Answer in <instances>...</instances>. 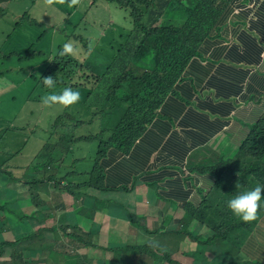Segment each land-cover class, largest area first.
Listing matches in <instances>:
<instances>
[{"label":"trees","instance_id":"16d2710c","mask_svg":"<svg viewBox=\"0 0 264 264\" xmlns=\"http://www.w3.org/2000/svg\"><path fill=\"white\" fill-rule=\"evenodd\" d=\"M97 1L128 9L131 27L111 25L106 31L102 28L97 30L98 37L93 38V28L89 35L84 37L74 24L68 26L66 23L63 31L68 26L73 33L64 39L65 41L60 44V52L55 55L66 62H58L59 60L54 58L53 64L56 67H47V73L43 75V78L52 76L56 80L54 89L57 93L65 87L74 90L87 89L85 99L63 109L57 105L59 110L51 119L48 138L46 132H43L44 143L21 178H17L18 173L14 172V169H20V166L9 164L14 153L7 141L10 137L16 142L20 134L13 130L7 139L0 138V255L7 257L0 261V264H50L59 259L71 264H87V259L92 258L96 260V264H106L105 251L92 229L87 230L83 244L88 245L94 254L80 256L63 245L58 237L47 234L56 230V226L33 229L29 219L33 212L44 205L47 207L43 211L47 217H52V208L59 201L60 195L51 201L50 193L61 188L59 181L62 180L68 184L67 193L57 204L61 209L71 210L70 216L75 218L77 212H80L76 210L78 204L82 206L90 201L92 213L99 212L94 190L107 188L106 173L92 160L95 159L97 162L113 146L128 151L148 125L154 123L168 98L172 97L176 106L181 104L179 95L173 92L182 79L188 63H191V59L198 54L201 42L216 27L228 2V0H80L77 7L85 9ZM62 8L71 10L72 14L75 13L74 8ZM68 18H72V15L68 14ZM12 35L20 36L22 31L14 29ZM72 37L79 41L82 54L88 55L94 50L105 52L108 60L106 69L98 70L100 64L93 66L91 63L80 64L76 69L71 68V64H67L72 61L70 55L61 53L63 45ZM86 40L97 42L94 50L88 48L89 42ZM209 61L217 68L226 70L213 59ZM192 66L200 76L206 75L207 70L200 64ZM107 102L121 111L119 120L116 124L102 126L97 133H93L89 123L93 121L98 110L107 113L105 107ZM79 108H83L86 114L81 113ZM77 141H81L82 148L80 156L71 163L74 167L72 168L66 166V163L70 162L72 147ZM213 169L217 173V184L223 189L224 208L229 219L235 222L230 235L237 245L239 242L243 243L242 251L248 257L246 261L243 259L242 264H264V225L260 227L259 222L262 217L264 218V199L261 201L257 218L251 222L242 221L227 207V202L237 194L254 189L257 185L264 186V122L259 121L252 127L236 157L222 159L213 166ZM252 175L256 181L251 178ZM20 181L31 189L29 205L25 198L18 197L16 183ZM6 190L11 191V197L2 195ZM212 199L217 201V186L203 197V202L195 204L194 209H189L169 229L159 231L157 241L160 242V249L151 251H158L156 255H162V259L158 261L156 255H153L146 264H168V261L170 264H176L169 255L178 252L181 247H187L185 255L190 257L203 254L199 259L202 264H207L208 258L212 255L206 247L210 246V243L206 240L204 241L206 246L194 247L193 243L189 242L193 235L190 226L194 220L197 223L195 235L199 227L204 226L217 240V227H220V224L208 223L200 214L204 213L208 203L217 204ZM107 202L114 203L111 199ZM26 206L31 211L26 212L24 210ZM118 209L119 207H116L102 212L103 219L108 222L112 216H116ZM124 212L129 215L131 221H137L141 229L150 228L146 217L133 209H125ZM15 218L20 220L27 235L20 238L13 235L11 222ZM63 227L60 226V229L64 231ZM4 233H8L9 238H3ZM258 233L261 237L257 236ZM33 249L41 251V259H31L30 252ZM235 260L232 259L231 263ZM219 263L225 264L221 261Z\"/></svg>","mask_w":264,"mask_h":264},{"label":"crops","instance_id":"0c3cea01","mask_svg":"<svg viewBox=\"0 0 264 264\" xmlns=\"http://www.w3.org/2000/svg\"><path fill=\"white\" fill-rule=\"evenodd\" d=\"M26 1L9 0L5 15L0 16V115L3 116L13 115L12 111L18 109H21L18 115H30L26 111L30 108L19 106V93L35 76L36 70L29 66L35 63V57L30 54L19 56L17 53L34 44L40 54L46 55V47L51 44L48 36L39 38L37 24L28 18L42 22L47 28L56 27L52 37L63 33L64 25L68 23L65 17L68 14L73 17L78 9L77 5L69 6L70 0H54L50 6L45 0H31L35 1L34 6H27ZM60 6L74 8L75 13ZM54 14L60 21L56 26L52 25ZM14 29L21 30L22 35H12ZM262 54L264 0H229L217 29L202 42L198 55L188 63L173 92L179 95L181 104L176 106L173 98H168L154 123L148 125L130 152L123 154L113 148L101 161L107 188L94 190L99 212L92 213L89 201L86 205L78 204L76 210L80 212L72 218L71 210H63L57 205L67 190L57 188L51 191V201L60 195L52 208L50 225L61 232L62 237L58 238L62 244L80 256L94 254L88 245L83 244V237H87L90 222L95 219L98 228L92 230L101 241L105 262L118 256L127 264L141 253L147 254L150 260L152 248L143 245L150 239L157 240L159 231H166L189 209H194L195 204L203 202V197L211 193L215 186L218 222L227 227L229 215L223 205V189L217 184L213 166L222 159L236 157L252 127L259 121L264 122ZM210 59L226 70L211 64ZM192 64H200L207 70L206 75L200 76ZM209 172L212 178L207 176ZM203 189L204 193L201 192ZM58 190L62 191L55 194ZM116 191L124 193L116 194ZM110 199L114 203L109 204L107 200ZM116 207H119L116 216L106 222L102 212ZM125 209H133L146 217L150 228L143 230L138 223H131ZM24 210L31 211L28 206ZM231 224L233 227L235 222L231 221ZM263 225L264 218L260 227ZM60 226L65 227L64 231ZM196 227L197 223L193 220V228H190L193 229L194 239L199 235L209 237L210 246H206L205 242L196 245L206 246L212 254H217V240L212 232L202 226L195 235ZM257 236L261 237V234ZM226 237L231 238L232 252H236L235 239L231 235L223 238ZM82 248L86 250L85 255L79 253ZM3 257L1 261L7 259L0 256ZM231 258L235 259L234 256ZM50 264L71 263L59 259L58 263Z\"/></svg>","mask_w":264,"mask_h":264},{"label":"rangeland","instance_id":"374dc122","mask_svg":"<svg viewBox=\"0 0 264 264\" xmlns=\"http://www.w3.org/2000/svg\"><path fill=\"white\" fill-rule=\"evenodd\" d=\"M18 2V0H15ZM27 6H34L35 1L27 0L26 1ZM55 20L53 21L52 25L56 26L60 21L56 14H54ZM65 17V20L68 21L69 25H75V28L78 29L80 33L84 37L88 36L90 30L94 29V37L97 36V30H101V28H106L111 25H121L124 27H131V22L129 18V12L117 6L116 4H106L104 2H95L92 6H88L85 9H77V13L74 14L72 18ZM66 25V24H65ZM64 25V26H65ZM68 26L65 31H63L62 34L51 36V33L54 31L56 27H50L48 28L47 36L49 39H51V44L46 47V55L45 59L47 62L40 66L35 73V76L27 83L25 84L21 92L19 93V96L21 97V103L20 107L24 108H34L36 112L39 113V115L35 116H26L24 117L25 123H27V127L24 130V133L29 135V141L24 149V151L18 156V159L20 160V166L24 167L29 160L34 156V154L41 148V146L44 143V137L43 132H47L50 129V125L52 123L51 119L56 115L57 111L59 110V107L52 106L48 107L45 106L41 102V98L48 94L49 92L55 91V89H48L45 87V85L42 82L44 73H47L46 69L47 67L55 68L56 65L53 64V59L56 58L59 61L65 63V61H62V58L55 56L60 52L59 47L60 44H62L67 38V36L72 35L73 30H69ZM65 39V40H64ZM70 41H73L76 45H79V41L75 39V37L69 38ZM88 48L92 51L97 45L96 41H88ZM55 56V57H54ZM44 57H39V62L43 60ZM70 58L72 61H69L67 64H71L70 67L73 69L78 68L80 64H88L91 63L93 66H96L97 64H100V66L97 68L98 70H104L107 67L108 60L106 53L99 52L97 50H94L92 53H89L88 55L82 54V51L79 50L78 54L73 56L70 55ZM64 60V58H63ZM144 71H146L145 68H142ZM147 72V71H146ZM80 92V100L78 103L82 102L85 99V96L87 94V89L85 90H78ZM56 92V91H55ZM121 94V92H119ZM17 105V101L15 102ZM107 109V113L104 114L100 110L97 111L96 115L93 117V121L89 123V126L91 127V130L93 133H97L102 126L109 125L112 126L117 123L119 120V117L121 115V111L117 109L114 106H111L110 103H106L105 105ZM81 113H85L83 108H79ZM38 125V126H37ZM35 133V134H34ZM252 167H255V165H252ZM15 173H22L23 169L16 168L14 169ZM208 177L212 178L211 172L207 173ZM252 179L255 180V177L252 175ZM256 181V180H255ZM253 185V184H252ZM251 185V186H252ZM16 186L18 188V197L19 199L25 198L27 205L30 204V198H26L30 195L31 189L28 186H25L23 182H17ZM62 190H58L55 192V194H59ZM201 192H205V190H201ZM116 194H123L124 191H116ZM6 197H11V191L6 190L2 194ZM101 195L100 197H102ZM214 202V199H212ZM47 206L44 205L43 207H39L35 212H33V216L30 217L29 221L32 223L33 229H38L42 226H49L52 223V220L47 217L46 213L43 211L44 208ZM229 209V208H228ZM15 210V208H14ZM54 211V210H53ZM202 216L206 218V221L208 223H219L217 221V204H207L206 210L204 213H200ZM12 225V233L15 237L20 238L22 236L27 235L28 233L25 232L21 226L20 220L18 218H15L11 222ZM227 225L230 227L221 226L217 227V248L219 249L216 253H213L208 258L207 264H219V261L225 262V264H242L243 259L246 261L248 258L245 256L244 252L242 251L243 243L239 242V245H237L236 241H234V245L237 248L236 252L234 251L231 246V238H223L226 235H230V229H232V224L230 219L227 221ZM193 228V224L191 225ZM90 228H98V221L95 219H92L90 222ZM50 236L53 237H62V234L59 230H54L52 232H48ZM3 238H9L8 233L3 234ZM208 240L209 237H205L204 235H199L197 239H194L193 237L189 240V242H192L194 247H196V243H202L205 240ZM221 247L223 251L221 250ZM187 249V247H181L178 249L176 253H171L169 256L171 259H173L176 264H202L200 257L203 256V254H197L194 257L188 258L187 256L183 255V252ZM240 249V250H239ZM79 253L85 255L86 250L85 248H82L79 250ZM158 251H154L153 255H156ZM31 259L32 260H39L42 258L41 251L39 249H33L30 252ZM230 256L235 257V261L231 263V260L228 258ZM155 258L158 261H161L162 255H156ZM3 258H0V261ZM148 261V255L147 254H138L135 258L131 259V261L127 264H146ZM126 260L123 258L114 257L111 259H108L106 261V264H126ZM87 264H95L94 259H87ZM168 264L170 262L168 261Z\"/></svg>","mask_w":264,"mask_h":264},{"label":"clouds","instance_id":"9594fccd","mask_svg":"<svg viewBox=\"0 0 264 264\" xmlns=\"http://www.w3.org/2000/svg\"><path fill=\"white\" fill-rule=\"evenodd\" d=\"M8 2H9V0H0V8L2 9V13H0V16L5 15ZM53 2H54V0H45V3L49 6L52 5ZM60 2H64V0H60ZM79 2H80V0H70L69 6L71 7V6L77 5ZM228 2H229V0H228ZM228 2H227V4H228ZM227 4H226V6H227ZM226 6H225V8H226ZM225 8H224V11H225ZM127 11L129 12L128 9H127ZM24 16L27 17L26 12L24 13ZM129 18L131 20L130 12H129ZM28 19L37 24V27L39 29V38H41L43 36H47L48 28L42 22H40L36 19H31V18H28ZM108 27L102 28V29L104 31H106V29ZM216 29H217V25L211 31V33ZM210 34L208 35V37L210 36ZM208 37H206V38H208ZM202 42H201V44H202ZM201 44H200V46H201ZM200 46H199V49H200ZM60 47H59V50H60ZM78 48H80V43H79V45H76L73 41H68L63 45V50H62L61 54L62 55H73V56H75L78 54V51H79ZM199 49H198V52H199ZM39 52L40 51L35 47V45L31 44L30 46L23 48L22 51L18 52L17 54H19V56H24L26 54L33 55L35 57V63L30 64L29 66H30V68L37 70L40 66H42L43 64H45L47 62V61H45V55L40 54ZM197 55H195L192 59H194ZM262 56H264V54H262ZM39 57H44L41 62H39V60H38ZM42 82L45 85V87L48 89H54L55 88L56 80L52 76H48V77L43 78ZM78 90L79 89L74 90L71 87H65L59 93L52 91V92H49L48 94L44 95L41 98V102L45 106H48V107L57 106V105L61 106L62 109H63V107H65V108L71 107L74 104L76 105L80 100V92ZM19 111H21V109L13 110L12 112H14V114L9 115V116L0 115V122L3 123V125H2V123H0V138L3 137L4 139H7L9 133H11L13 130L20 134V137L18 138V140L16 142H14L13 139L10 137L7 140L10 147H11V151L14 153V156L10 160L9 164L10 165L18 164L20 166V160L18 159V156L24 151V149H25V147L29 141V138H30L29 135L24 133V130L28 125L27 123H25L24 117L39 115V113L36 112L34 108H30L29 110H26L28 113H30V115L22 116V115L17 114V112H19ZM13 116H16L18 118H16V119L8 118V117H13ZM4 117L6 119H4ZM46 135L48 138L49 130L46 132ZM132 147L128 151H125V150H122L116 146H113V147L109 148L107 153L103 157H101L97 162L95 161V159H93L92 162L94 164L97 163L98 167L102 168L101 161L107 156V154L109 153V151L111 149L116 148V149L121 150L123 154H127L128 152H130ZM80 151H81V141H77L75 146L72 147V153L73 154L70 157V162L66 163V166H71V163L77 160V158L80 156ZM37 153L38 152H36L34 154V156L29 160V162L24 167L20 166V168L23 169V172L18 173L17 178H21L24 175L27 167L32 162V160L37 155ZM72 168H74V167H72ZM59 183L61 184L60 189L66 190V187L68 184L67 181L62 180V181H59ZM158 190H159V192H161V189H158ZM262 199H264V186L257 185L254 189L248 190L246 192H243V193H240V194H237L236 196H234V198L230 199L227 202V207L235 216L239 217L242 221L251 222L257 218L258 211L261 208ZM128 219L131 223H137V221H131L129 218V215H128ZM262 219H263V217L260 219L259 222H261ZM218 224H220V223H218ZM143 247H150L153 250H157V249H160V242L155 240V239H150V240H148L147 244L143 245ZM229 260H232V258L230 259V257H229ZM58 261L54 262V263H58Z\"/></svg>","mask_w":264,"mask_h":264}]
</instances>
